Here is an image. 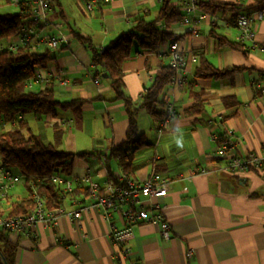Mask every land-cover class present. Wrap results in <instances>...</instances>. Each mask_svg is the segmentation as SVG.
Masks as SVG:
<instances>
[{
    "label": "crops",
    "instance_id": "obj_1",
    "mask_svg": "<svg viewBox=\"0 0 264 264\" xmlns=\"http://www.w3.org/2000/svg\"><path fill=\"white\" fill-rule=\"evenodd\" d=\"M160 1L110 0L87 10L84 0H49L50 24L35 27L38 35L61 31L67 36L65 44L51 49L53 58L37 69V75L51 83L57 100H77L80 107L79 114L68 108L54 116L32 114L24 119L50 142L59 130V149L92 153L73 158L66 177L73 180L72 190L88 189V183L80 181L87 173L99 186L108 177L107 167L114 175L122 174L116 158L105 163L103 159L125 139L129 126L127 107L116 99L107 74L93 65L90 52L74 32L88 38L95 48H102L140 18L152 20ZM239 3L246 12L264 8V0ZM17 8L3 1L0 11ZM232 16L229 12H208L201 19L194 17L188 24L172 27L173 33L183 36L177 42L185 55L180 73L186 81L166 88L167 112L170 107L175 114L167 113L163 120H155L139 105L157 68L169 62L164 55L168 44L153 52L134 50L122 63L123 92L130 98V109L135 110L136 129L144 135V143L133 153L134 168L129 176L143 180L156 171L168 180L167 193L157 200L171 226L170 237L162 238L155 224L139 222L124 244H114L109 224L122 226L116 214L105 220L100 211L90 210L81 221L72 222L66 213L90 203L93 197L89 190L87 195L73 197L67 193L61 205L65 214L54 222L27 226L25 234L8 232L16 244L14 264H264V171H229L225 159L216 157V142L211 140V135L221 136L229 130L238 152L264 149V19L254 24V45L246 42L243 50L218 47L210 30L215 28L234 40L236 29L223 27ZM44 47L35 38L29 43L31 50ZM194 50L217 69H240L223 78L195 79L199 56ZM45 82L34 81L27 88L36 90ZM194 91L203 94L204 109L199 113L188 112ZM224 98L231 104L225 105ZM26 195L23 184L16 185L1 211L10 201Z\"/></svg>",
    "mask_w": 264,
    "mask_h": 264
},
{
    "label": "trees",
    "instance_id": "obj_2",
    "mask_svg": "<svg viewBox=\"0 0 264 264\" xmlns=\"http://www.w3.org/2000/svg\"><path fill=\"white\" fill-rule=\"evenodd\" d=\"M10 3L11 0H3ZM0 2V6L2 5ZM237 1L228 0H197V6L210 13H231L233 16L241 11L242 5ZM17 10L0 11V43L18 35L23 28L38 27L40 24L33 19L34 8L30 2H20ZM183 13L170 0H161L157 13L152 20L140 18L132 27L122 31L109 40L102 49L95 48L88 38H82L74 32L80 43L90 52L94 66L101 68L108 76L116 99H120L127 107L129 126L125 139L113 146L104 156V163L116 158L122 174L129 176L133 170V153L144 143V135L135 126V110H131L130 98L124 95L122 63L133 51L139 49L153 52L161 46L178 41L182 35L171 31L172 27L181 23ZM210 36L218 47H230L243 50L245 43L228 39L218 33L215 28L210 30ZM199 65L195 69L194 78H223L238 71V67L217 69L213 67L197 50ZM53 58L48 47L43 50H31L29 46L17 48L15 51L0 50V163L23 176V186L27 195L10 201L8 207L0 211V216L24 215L34 209L32 191L34 189L42 200L44 209L50 210L62 205L63 196L87 195V188L76 187L71 191H64L53 180L54 176L66 178L70 175L72 160L75 156L87 157L91 152L71 153L57 147L61 133L55 130L53 141H47L42 133L34 132L25 121L26 114L54 116L58 110L72 108L79 114V101L57 100L50 82L43 87L32 90L25 86L30 79L34 80L38 68H44ZM175 74V69L169 62L161 64L145 88L141 96L139 108L149 113L155 120L160 121L167 116V106L164 100L166 88ZM194 101L189 108L190 113H199L204 109L202 92H191ZM225 105L228 98H224ZM7 123L11 127L2 129ZM108 176L115 175L107 167ZM16 244L9 238L6 230L0 228V264H14Z\"/></svg>",
    "mask_w": 264,
    "mask_h": 264
},
{
    "label": "built area",
    "instance_id": "obj_3",
    "mask_svg": "<svg viewBox=\"0 0 264 264\" xmlns=\"http://www.w3.org/2000/svg\"><path fill=\"white\" fill-rule=\"evenodd\" d=\"M110 0H84V7L92 10L100 4ZM197 0H177L174 4L178 6L183 13L182 24H188L194 17L201 19L203 14L208 13L200 9ZM237 1V0H236ZM13 5H18L19 0H11ZM33 5V19L42 26L49 25L47 11L50 8L49 0H31ZM264 19V8H258L251 12L239 11L230 20L223 25L225 28L234 27L236 34L234 40L237 42L251 45L255 43V22ZM35 38L41 44L50 49H56L67 42V36L61 32L46 33L38 35L35 26H27L15 37L8 38L5 43H0V50L15 51L17 48L29 46L31 39ZM103 48V47H102ZM99 48V49H102ZM264 50V46H261ZM168 57L169 64L174 67L175 74L170 80V84L183 85L186 81L181 75L184 68L185 55L177 41L168 44L164 51ZM57 79V78H55ZM47 79L37 75L34 80L30 79L25 83L30 87L34 81L45 82ZM64 82L65 80H57ZM175 110L169 107L168 116L174 115ZM162 123V122H161ZM211 140L216 142V157L224 158L226 167L229 171L236 173L242 170L257 169L264 171V149L260 151H247L240 153L237 151L235 140L231 131L227 130L224 135H211ZM53 180L57 182L64 191L72 190V179L54 176ZM81 182L88 183V190L93 200L88 204H83L67 212L66 215L70 221H81L84 213L90 210H98L101 217L108 220L112 214L122 221V226L117 227L109 224V235L114 244H124L133 234V225L139 222H150L157 226L162 238L170 237L171 226L165 219L158 200L165 196L168 191V180L160 173L154 171L145 179L138 180L125 174L107 177L102 186L97 185L89 180V174L80 178ZM23 182V176L4 167L0 163V211L4 208L5 202L10 191L18 184ZM34 199V209L24 215L0 216V228L10 234H25L27 226H35L36 223L54 222L59 216L65 214L61 206L46 210L43 207L41 197L32 191ZM155 200V201H154ZM148 210H153L151 213ZM126 254L127 249H123Z\"/></svg>",
    "mask_w": 264,
    "mask_h": 264
},
{
    "label": "rangeland",
    "instance_id": "obj_4",
    "mask_svg": "<svg viewBox=\"0 0 264 264\" xmlns=\"http://www.w3.org/2000/svg\"><path fill=\"white\" fill-rule=\"evenodd\" d=\"M2 1H3V0H0V2H2ZM11 8L14 9V7H12V6H11ZM7 9H9V8H7ZM13 9H12V10H13ZM2 12H4V11L2 10ZM41 50H43V48H42ZM31 116H32V114H26V115H25L26 118H29V117H31ZM9 127H11V124H10V123H7L5 126H3L2 129H6V128H9Z\"/></svg>",
    "mask_w": 264,
    "mask_h": 264
},
{
    "label": "bare ground",
    "instance_id": "obj_5",
    "mask_svg": "<svg viewBox=\"0 0 264 264\" xmlns=\"http://www.w3.org/2000/svg\"><path fill=\"white\" fill-rule=\"evenodd\" d=\"M50 8H51V6H50Z\"/></svg>",
    "mask_w": 264,
    "mask_h": 264
}]
</instances>
